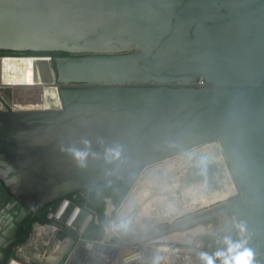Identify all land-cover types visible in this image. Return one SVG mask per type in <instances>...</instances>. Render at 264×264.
<instances>
[{
    "label": "water",
    "instance_id": "water-1",
    "mask_svg": "<svg viewBox=\"0 0 264 264\" xmlns=\"http://www.w3.org/2000/svg\"><path fill=\"white\" fill-rule=\"evenodd\" d=\"M0 51L66 53L48 57L61 109L0 110V264L45 205L135 172L121 201L146 167L209 143L238 195L126 242L227 214L235 262L264 264V0H0ZM218 171L189 180L216 187Z\"/></svg>",
    "mask_w": 264,
    "mask_h": 264
},
{
    "label": "bare ground",
    "instance_id": "bare-ground-1",
    "mask_svg": "<svg viewBox=\"0 0 264 264\" xmlns=\"http://www.w3.org/2000/svg\"><path fill=\"white\" fill-rule=\"evenodd\" d=\"M4 64L19 72V77L23 76L24 80L43 84L55 80L51 65L45 57L8 60ZM57 83L63 84L59 81ZM61 86L58 85L56 88ZM45 95L47 101L51 100L52 95L57 100L58 90L54 87H46ZM57 102L62 106L60 98ZM210 161H215L219 167L220 176L218 177V173L215 174L218 182L216 187L206 180H189L195 166H204ZM237 194L238 189L226 167L218 143L200 145L193 150L146 167L136 179L129 193L117 206H114L110 195H104L102 214L107 220L101 230L99 240H107L112 236L128 240L157 226L164 225L166 222H172L174 218L187 212L229 199ZM66 204L67 201L62 202L55 217H60ZM78 212V208L74 209L73 213L66 218L67 222L71 223L79 214ZM81 214L83 215L79 221L80 231L92 217L91 214L85 212H81L78 217ZM149 220H153L152 226H145ZM157 221L160 223L157 224ZM232 227H234V222L231 216L224 214L187 228L170 229L153 238L154 246L151 248L152 250H149V255L158 253L168 259L170 253L177 255L180 252H188L189 249L185 245H203L204 242L198 240L200 236L204 234L219 236ZM57 230L58 226L55 224L34 222L30 237L15 249L18 264H57L72 242L69 236L58 237ZM221 245L218 241L215 242L216 247ZM139 256L146 258L144 251L135 252V249L131 247H124L119 254V259L122 260L120 264H134L133 260ZM145 263L142 262V264ZM232 264L237 263L233 261Z\"/></svg>",
    "mask_w": 264,
    "mask_h": 264
},
{
    "label": "built area",
    "instance_id": "built-area-1",
    "mask_svg": "<svg viewBox=\"0 0 264 264\" xmlns=\"http://www.w3.org/2000/svg\"><path fill=\"white\" fill-rule=\"evenodd\" d=\"M30 57H45L49 61L48 57L54 56L50 54H27L26 52L21 53L0 51V110H6L8 107L12 110H50L62 108V106H60L57 102L60 98L59 93L56 96L57 100L53 98L54 95H52L53 100L51 98L50 101H47L45 92L46 87H54L57 89L56 87H58V85L63 84H58L55 80L45 84L37 83L27 79L24 80L23 76L19 77V72L14 71L13 68H8L4 64V62L8 60H20L21 58ZM66 85L86 86L87 84L69 83ZM194 85H204V80L200 77L194 83ZM84 190L71 193V197L67 195L61 198L54 208L49 207L44 214L45 219L48 221L42 222L43 224L51 223L57 225V232H59L62 227H66L77 234V238L74 240L69 235L61 236L60 233L57 234L56 232L58 237L69 236L72 239V242L68 245L66 251L60 258V260H62V264H120L122 260L119 259V254L121 249L124 247H131L135 249V252H145L146 258L140 256L136 257L133 260V263L135 262L134 264H138V262H141V264L142 262H146L145 264H232L233 261H235L227 260L220 249L215 246L214 242L211 243V245L215 248V250L207 249L204 244L205 242L203 245L189 244L185 245V247L189 249L188 252H180L177 255L170 253L168 259H166L164 255L162 257L158 253L149 255V250H152L151 248L154 246V239L136 243H127L124 238V243H120L109 240H99L100 236L95 238L86 236L85 233L91 225L97 226V223H94V217L97 215L96 211L90 206L92 203V194L95 193L100 195L102 200L104 194L101 190L94 189L90 193V199H88L83 194ZM76 200H82L84 203H86L88 200L90 205L88 204V206H83L77 203ZM63 201H67V204L60 217H55L56 211ZM76 208L79 209V214L81 212H85L87 214H91L93 217L89 219L82 231L79 230V214L71 223H68L66 220V218H68ZM36 221L37 220H34L33 223ZM112 237L121 239L117 236ZM99 244L105 245V248H100ZM80 246L84 247L86 252L82 259L78 260L77 263H73L71 259ZM9 260L4 264H8Z\"/></svg>",
    "mask_w": 264,
    "mask_h": 264
},
{
    "label": "rangeland",
    "instance_id": "rangeland-1",
    "mask_svg": "<svg viewBox=\"0 0 264 264\" xmlns=\"http://www.w3.org/2000/svg\"><path fill=\"white\" fill-rule=\"evenodd\" d=\"M135 175V172L133 173H129V174H126L125 175V180L122 182V184L120 185V187L118 188L117 191L115 190H107L106 188H103V183H100L96 186H93V187H90V188H87L86 190L83 191V194L85 197H87L88 199H90V193L91 191H93L94 189L96 188H102L103 191L105 193H103L104 195L105 194H109L112 199H113V204L114 206H117L121 197L123 196V194L125 193L126 189L128 188L130 182L132 181L133 177ZM114 188V187H113ZM238 195V194H237ZM235 195V196H237ZM69 197H71V195L69 194L68 195ZM103 200H104V197H103ZM103 200L101 198V196H99L98 199H94L92 197V203L91 205L89 204V201L87 200L86 203L82 202V200H76L77 203L83 205V206H88V204L96 211V216L98 218H94V223H98L97 226H93L91 225L89 227V229L86 231L85 235L86 236H90V237H99L100 234H101V230L103 229L104 225L106 224V220L107 218L105 216H103L102 214V209H103ZM58 200L57 201H54L52 203H49L47 205H45L43 208H41L40 210H38L33 216H32V220H37L38 222H47L48 220L45 219L44 217V214L45 212L47 211V209L49 207L51 208H54L55 205L57 204ZM83 214H81L79 217H78V222L80 221L81 217H82ZM153 220H149L147 221V224L148 227L152 226V223ZM160 221H157V224H159ZM155 224V223H154ZM25 229L28 231L30 230L29 226H28V222L25 223ZM236 232L235 228L232 227L230 230H228L227 232L225 233H221L219 234V236H215V235H202L199 237L198 240H202L203 242H205V247L207 249H210V250H215V248L211 245V243L218 241L220 244H222L221 246H219L218 248L220 249V251L222 252V254L225 256V258L227 260H234L236 259L237 257H239L241 254H243V250L241 252H237V249H236V246H235V243L233 242L232 240V237L231 235ZM61 234L62 235H69L71 236L74 240H76L77 238V234L69 229H67L66 227H62V229L57 232V234ZM134 233V232H133ZM237 233V232H236ZM60 236V237H61ZM107 240L109 241H113V242H120V243H124V240L123 239H117V238H114V237H109ZM10 257H16V258H13L12 260H9L8 264H18L17 262V255H16V251L12 252L10 254ZM57 264H62V260H60L59 262H57Z\"/></svg>",
    "mask_w": 264,
    "mask_h": 264
},
{
    "label": "trees",
    "instance_id": "trees-1",
    "mask_svg": "<svg viewBox=\"0 0 264 264\" xmlns=\"http://www.w3.org/2000/svg\"><path fill=\"white\" fill-rule=\"evenodd\" d=\"M3 52H12V51H3ZM26 53H27V54H50V55H52V56H53V55H55V56H57V55H65V54H66V53H64V52H59V51H52V52H32V51H28V52H26ZM124 180H125V175L104 182L102 187H103V188H106L107 190H115V191H117L118 188L120 187V185L122 184V182H123ZM95 186H96V185H95ZM113 187H114V188H113ZM96 189L101 190L103 193H105V192L103 191L102 188H96ZM105 195H109V194H105ZM99 196H100V195L95 194V193L92 194V197H93L95 200L98 199ZM33 221H34V220H32V219L30 218V219H29L28 221H26L25 223L28 222V226H29V228H30V225L32 224ZM93 226H95V225H93ZM231 237H232L233 242L235 243V246H236L237 252H241L243 249H242V244H241V241H240V238H239L238 234H237L236 232H234V233L231 235ZM231 260H232V259H231Z\"/></svg>",
    "mask_w": 264,
    "mask_h": 264
},
{
    "label": "flooded vegetation",
    "instance_id": "flooded-vegetation-1",
    "mask_svg": "<svg viewBox=\"0 0 264 264\" xmlns=\"http://www.w3.org/2000/svg\"><path fill=\"white\" fill-rule=\"evenodd\" d=\"M55 57V55H53ZM24 228H25V223H24Z\"/></svg>",
    "mask_w": 264,
    "mask_h": 264
}]
</instances>
